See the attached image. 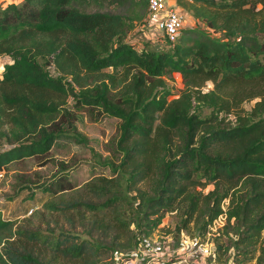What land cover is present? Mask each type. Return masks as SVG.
Listing matches in <instances>:
<instances>
[{
  "label": "trees",
  "instance_id": "obj_1",
  "mask_svg": "<svg viewBox=\"0 0 264 264\" xmlns=\"http://www.w3.org/2000/svg\"><path fill=\"white\" fill-rule=\"evenodd\" d=\"M176 2L195 23L174 42L131 37L146 0L0 3V54L11 58L0 74V144H11L0 168L41 157L58 140L84 142L69 120L74 109L118 119L104 160L110 174L76 185L58 162L39 186L50 195L43 209L68 228L42 231L0 214V264H111L172 210L201 233L224 214L208 260L264 264V0ZM174 72L182 87L169 97ZM230 112L233 122H224Z\"/></svg>",
  "mask_w": 264,
  "mask_h": 264
},
{
  "label": "rangeland",
  "instance_id": "obj_2",
  "mask_svg": "<svg viewBox=\"0 0 264 264\" xmlns=\"http://www.w3.org/2000/svg\"><path fill=\"white\" fill-rule=\"evenodd\" d=\"M21 0H0V3L8 2H20ZM179 4V3H178ZM180 5V4H179ZM102 10L115 11L117 8L114 5L106 4ZM141 29L137 26L131 31V37L142 39L147 38L142 34ZM134 32V34H132ZM134 35V36H133ZM145 41V40H143ZM154 42H160V39ZM147 48H152L154 43L148 44ZM142 42L139 45H135L136 48H140ZM11 62L10 56L6 54H0V74L5 63ZM47 69L51 74H55V69L52 65L48 66ZM1 76V75H0ZM166 83L170 88V96H177L179 90L182 87L180 75L176 72L172 73L169 78L166 79ZM211 87L210 81H205L203 89ZM253 100L244 101L242 108L247 109L251 106ZM70 98H67V105L70 104ZM207 112L204 108L202 113ZM74 113L78 116H69L70 122L74 123L76 130L85 137L84 142H73L67 139L58 140L54 143L49 151L43 154L41 157H23L21 159L12 160L7 162L0 168V214L4 218H14L21 224L27 225L31 228H39L42 231L51 228L54 231L59 228H68L69 224L62 219L61 216L53 215L46 212L42 203L50 198L49 193L40 192L39 186L45 180L50 179L54 173L60 169L58 162H64L67 166L65 172L73 184L80 185L83 181L87 180L91 176L97 174H110L108 166L104 163V160L108 154L107 141L110 138H114L117 135V123L118 119L114 116H102L98 120H90L84 110L74 109ZM80 115V118H78ZM80 119V120H78ZM60 123L66 126V119L64 117L59 118ZM234 120L233 112L225 115L224 122L232 123ZM6 130L7 125H3ZM4 140V139H2ZM11 146V144L3 141L0 144V150ZM46 158L44 164L39 165L41 159ZM22 180L26 181L29 187L20 189L22 186ZM32 181V182H31ZM211 185H206L203 191L210 188ZM33 195L29 198L30 194ZM227 199L222 201V206L225 208ZM209 225L210 228H206L202 233L195 228L194 224L188 223L187 227H182L179 224V215L176 210L166 211L161 217L160 223L151 231L150 235L164 237L166 239L165 244L170 247L175 239L181 235L198 236L201 239L216 240V236L222 231V227L225 221L224 217L216 216ZM179 228L177 230V226ZM70 229L73 232H78L80 237H85L81 231V226L74 222ZM222 236L220 240H224ZM108 239H105L103 243H107ZM122 241L125 242V239ZM121 241V242H122ZM230 249L228 250V252ZM109 252L100 256L101 261L109 260ZM122 253H116L119 256ZM189 255V254H187ZM114 256V255H113ZM116 256V257H117ZM224 257V255L222 256ZM113 258H110L112 264ZM184 262V263H183ZM60 264V263H56ZM63 264V263H62ZM176 264H215L208 260L207 256H188L186 261ZM247 264H256L255 256L247 260Z\"/></svg>",
  "mask_w": 264,
  "mask_h": 264
},
{
  "label": "built area",
  "instance_id": "obj_3",
  "mask_svg": "<svg viewBox=\"0 0 264 264\" xmlns=\"http://www.w3.org/2000/svg\"><path fill=\"white\" fill-rule=\"evenodd\" d=\"M194 23V18L177 2L168 6L166 0H146L145 15L136 26L152 41L174 42L181 28ZM219 216L224 217V214ZM165 244L164 237L141 236L133 249L114 255L112 264H176L186 261L188 256H209L213 251L212 240L198 236L181 235L175 246L167 247Z\"/></svg>",
  "mask_w": 264,
  "mask_h": 264
},
{
  "label": "water",
  "instance_id": "obj_4",
  "mask_svg": "<svg viewBox=\"0 0 264 264\" xmlns=\"http://www.w3.org/2000/svg\"><path fill=\"white\" fill-rule=\"evenodd\" d=\"M166 2L168 4V6H171V5H175L176 4L175 0H166Z\"/></svg>",
  "mask_w": 264,
  "mask_h": 264
},
{
  "label": "crops",
  "instance_id": "obj_5",
  "mask_svg": "<svg viewBox=\"0 0 264 264\" xmlns=\"http://www.w3.org/2000/svg\"><path fill=\"white\" fill-rule=\"evenodd\" d=\"M2 4H5V3H2ZM180 6V5H179ZM181 7V6H180ZM182 8V7H181Z\"/></svg>",
  "mask_w": 264,
  "mask_h": 264
}]
</instances>
